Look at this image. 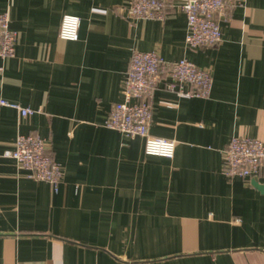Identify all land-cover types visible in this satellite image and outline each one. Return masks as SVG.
Segmentation results:
<instances>
[{"label": "crops", "instance_id": "crops-1", "mask_svg": "<svg viewBox=\"0 0 264 264\" xmlns=\"http://www.w3.org/2000/svg\"><path fill=\"white\" fill-rule=\"evenodd\" d=\"M185 0L163 19L128 16L129 0H0L16 34L0 57V151L36 134L59 165L54 188L0 158V264H264V169L227 178L232 136L264 143V0L218 20L221 41L190 49ZM79 16L78 37L58 32ZM186 58L212 75L208 97L154 89L148 131L175 142L149 156L139 136L105 127L133 51Z\"/></svg>", "mask_w": 264, "mask_h": 264}, {"label": "built area", "instance_id": "built-area-1", "mask_svg": "<svg viewBox=\"0 0 264 264\" xmlns=\"http://www.w3.org/2000/svg\"><path fill=\"white\" fill-rule=\"evenodd\" d=\"M244 0H185L181 9L186 15L185 43L190 49L215 46L221 41L218 20L224 19L234 5ZM166 0H129L128 16L142 19H163ZM9 13L0 12V57L14 55L16 34L9 27ZM80 18L64 14L59 38L74 41L78 37ZM169 78L166 87L184 98L208 97L212 88L209 70L197 67L186 58L168 60L154 51L135 50L122 86V100L115 103L105 120V127L124 137L143 138V151L149 156L172 158L175 142L153 136L148 131L151 118L150 99L163 77ZM0 105L16 109L21 115H32L35 109L0 98ZM0 158H9L30 171L29 176L56 187L61 171L47 152L46 141L36 134H19L15 147L0 151ZM264 169V143L258 138L232 136L223 151L222 172L227 178H256Z\"/></svg>", "mask_w": 264, "mask_h": 264}, {"label": "water", "instance_id": "water-1", "mask_svg": "<svg viewBox=\"0 0 264 264\" xmlns=\"http://www.w3.org/2000/svg\"><path fill=\"white\" fill-rule=\"evenodd\" d=\"M261 188H264V187H261Z\"/></svg>", "mask_w": 264, "mask_h": 264}]
</instances>
